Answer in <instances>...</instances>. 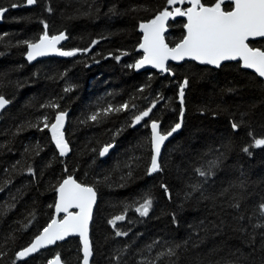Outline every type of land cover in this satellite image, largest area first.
Returning <instances> with one entry per match:
<instances>
[{"label":"trees","instance_id":"trees-1","mask_svg":"<svg viewBox=\"0 0 264 264\" xmlns=\"http://www.w3.org/2000/svg\"><path fill=\"white\" fill-rule=\"evenodd\" d=\"M231 4L222 7L229 11ZM187 6L167 0H0L7 9L0 16V95L10 103L0 116V264H46L57 254L63 264H80L78 238L26 260L16 255L51 221L56 189L68 176L97 194L92 264H264L258 210L264 146H253L264 138L263 81L238 62L215 69L185 61L170 64L166 74L129 67L142 56L140 23L166 7ZM184 24L182 18L169 22L170 47L183 38ZM45 30L65 34V51H88L28 62L23 42H36ZM249 44L264 50V38ZM52 103L58 108L47 107ZM125 103L128 109L115 111ZM109 105L113 110L104 113ZM150 107L149 117L134 125V116ZM58 111L66 113L70 151L64 156L43 127V118L52 123ZM97 112V121L90 120ZM180 118V130L163 148L162 170L149 174V124L155 120L167 133ZM233 122L240 127L233 129ZM107 144L113 148L101 158ZM211 161L217 162L212 174L200 177L197 169L207 170ZM149 197L152 208L140 216L135 208ZM119 215L125 219L113 227L109 221ZM176 245L175 256L157 259Z\"/></svg>","mask_w":264,"mask_h":264},{"label":"snow or ice","instance_id":"snow-or-ice-1","mask_svg":"<svg viewBox=\"0 0 264 264\" xmlns=\"http://www.w3.org/2000/svg\"><path fill=\"white\" fill-rule=\"evenodd\" d=\"M28 5H32L36 0H26ZM185 0H167L168 5L176 3L183 4ZM228 3L234 4V7L230 11H225L222 5L226 3V0H215L211 5L202 3V0H188L191 7H187L182 10L180 7L174 8L173 11H169L166 7L163 11H160L153 19L147 22H142L139 28L143 31V41L139 44V48L143 50L142 58L138 59L134 67L140 69L145 65H152L162 71H169L166 66V62L171 60H183L186 57L194 60H198L201 63L215 65L220 67L221 62L240 60L243 62V67L254 69L259 76L264 77V50L261 48L251 47L249 44L250 38L264 37V0H227ZM11 7H17L16 4H12ZM7 9L0 8V16L6 12ZM50 11V9H49ZM176 16H186L187 23L184 24L186 29V35L176 43L174 47H169L165 43L164 35L165 23L170 18ZM45 29L47 25L45 24ZM65 34L49 36L47 30L44 34L39 36L36 42L24 41L27 46V59L29 61L35 60L37 57L45 56L50 53H58L61 56H74L79 51L87 52L88 49H75L72 51H62L57 48V44L64 40ZM97 43L96 41L92 42ZM126 55V53H124ZM120 59L119 56L116 57ZM188 85V80L185 79L180 85L179 99L183 106L185 87ZM69 91V89H65ZM9 103L4 96L0 95V109H4ZM47 107L58 108L57 104H49ZM127 103L121 105L115 111L121 109H128ZM134 107V106H133ZM155 107V104H153ZM111 105L104 109V113L112 111ZM152 112V107L140 114L135 115L133 124L141 122L144 118L149 117ZM100 113L92 114L89 119L97 121ZM184 110L181 107L180 116L183 118ZM66 113L64 111H58L55 115V121L49 123L47 116L43 118V127L48 128L51 131V138L55 143L56 148L59 150L61 156L66 155L69 151V144L65 139L63 131L65 123ZM181 123H176L166 134H162L159 131L158 122L153 120L151 122V145L153 154L151 156V164L148 168V173H154L161 171V165L159 163V155L161 152V146L164 142L171 137L174 133L181 128ZM240 125L236 122L232 123L233 129H238ZM255 147L264 146V138L255 139ZM112 144H107L99 152V155L103 157ZM245 152L249 149L245 148ZM216 161L209 162L207 170L197 169L200 177H207L211 175V170L216 166ZM29 173H33L31 167L28 168ZM165 191H167L166 186ZM192 191H198L200 189L199 184L191 186ZM58 192V199L55 204L57 213L63 212L65 215L62 219L57 220L53 218L42 232L35 236L32 243L25 247L22 251L17 252V257H26L29 254L36 253L39 249L46 247L47 245L54 244L58 240H63L66 236L72 233H78L83 242V264H89V258L92 256L91 244L88 239V224L92 215V207L96 202V191L93 187L84 183L77 182L72 176H68L59 184L56 189ZM152 199L146 198L139 207L135 208V211L140 216H147L152 208ZM75 207L79 211H69L70 208ZM239 207V205H235ZM258 210L261 216H264V202L260 203ZM125 217L119 215L110 220L109 223L115 227L116 221H122ZM261 227L262 225H256ZM117 236L127 235L126 232H116ZM151 247V246H150ZM169 247L166 252H160L157 255V259L168 256L172 257L176 255V248ZM48 264H60L59 254L52 260H49ZM146 264H154L152 261H147Z\"/></svg>","mask_w":264,"mask_h":264},{"label":"water","instance_id":"water-1","mask_svg":"<svg viewBox=\"0 0 264 264\" xmlns=\"http://www.w3.org/2000/svg\"><path fill=\"white\" fill-rule=\"evenodd\" d=\"M227 1V0H226ZM185 2L188 4V6L187 7H191V4H189L188 3V0H185ZM231 5H233V7H234V4H231ZM232 7V8H233ZM174 10V8L172 9V10H169V11H173ZM230 11V10H229ZM176 18H182L184 21H185V24L187 23V17L186 16H176V15H173V17H170L167 21H166V23H165V32L163 33V35H164V40H165V35L167 34V32H168V25H169V22L171 21V20H173V19H176ZM147 22V21H146ZM139 31H140V33H141V41H140V43L143 41V31L139 28ZM184 35H186V29L184 28ZM60 34V33H59ZM59 34H56V35H59ZM66 37V36H65ZM261 38H264V37H255V38H250L249 39V41L248 42H250V41H253V40H257V39H261ZM66 41V38L64 39V40H62V41H60L58 44H57V48H59L60 50H62V51H65V50H63L62 48H61V46H62V44H64V42ZM35 42V41H34ZM165 43H166V41H165ZM179 43V42H178ZM175 46V45H174ZM173 46V47H174ZM139 47V46H138ZM170 47V46H169ZM140 49V48H139ZM27 51H28V49L26 50V54H27ZM140 51H141V53H142V56H143V50L142 49H140ZM25 54V59L28 61V62H30V63H33V62H35V61H37V60H41V59H45V58H50V57H55V58H64L65 56H61V55H59L58 53H50V54H48V55H45V56H41V57H37L35 60H33V61H29L28 59H27V55ZM142 56L140 57V58H142ZM139 58V59H140ZM185 61H192V62H195V63H197L198 65H202V67L203 66H209V67H212V68H218V67H216L215 65H211V64H205V63H201L200 61H198V60H194V59H191V58H185V59H183V60H171V59H169L167 62H166V66H167V68H168V66L170 65V64H173V65H178V64H181V63H183V62H185ZM227 62H238L239 64H240V67H241V69H244V70H247V71H250V72H252V73H254L256 76H258L260 79H261V81H263V83H264V77H261V76H259V74L258 73H256V71L254 70V69H249V68H245V67H243L242 65H243V62L242 61H240V60H231V61H223V62H221V65L222 64H224V63H227ZM135 64V63H134ZM220 65V66H221ZM135 69V71L136 72H141V71H145V70H153V71H155V72H158V73H161V74H166V73H168V72H170V71H162L161 69H158V68H156V67H154V66H152V65H145V66H143L142 68H140V69H136V68H134ZM169 69V68H168ZM10 105V103H8L6 106H5V108L4 109H0V116H1V114H2V112L8 107ZM181 118H180V121H179V123H181ZM158 125H159V123H158ZM149 130H150V142H151V123L149 124ZM180 130V129H179ZM179 130H177V132L179 131ZM159 131H160V125H159ZM161 132V131H160ZM176 132V133H177ZM176 133H174L171 137H169L165 142H164V144L161 146V152H160V155H159V158H158V160H160V157H161V154H162V151H163V148H164V146L173 138V136L176 134ZM162 134H166V133H162ZM113 148V147H112ZM112 148H110L109 149V151L112 149ZM103 149V148H102ZM151 149H152V145H151ZM108 151V152H109ZM152 151V154H153V150H151ZM108 152L103 156V157H101V158H104L107 154H108ZM62 183V182H61ZM59 187V186H58ZM57 199H58V192H56V198H55V202H54V207H53V217H52V219L53 218H56L57 220H60V219H62L63 218V216L65 215V213H63V212H60V213H57L56 212V209H55V204H56V201H57ZM96 202H97V195H96ZM96 202H95V204L93 205V207H92V215H91V219H90V221H89V224H88V239H89V241H90V244H91V239H90V226H91V222H92V217H93V212H94V209H95V205H96ZM69 211H73V212H75V211H79V209H77V208H75L74 206L72 207V208H70L69 209ZM51 219V220H52ZM51 222V221H50ZM49 222V223H50ZM48 225V224H47ZM46 225V226H47ZM45 226V227H46ZM43 230V229H42ZM42 231H40V233H41ZM39 233V234H40ZM38 234V235H39ZM69 238H78V240H79V242H80V253H81V262H80V264H83V242H82V240H81V238H80V236H79V234L78 233H72V234H69L68 236H66L63 240H58V241H56L54 244H51V245H47L46 247H44V248H42V249H39L36 253H38V252H40L41 250H44V249H47V248H50V247H54L55 246V244H57V243H60V242H64V241H66L67 239H69ZM35 239V238H34ZM33 239V240H34ZM32 240V241H33ZM32 241L30 242V244L32 243ZM29 244V245H30ZM29 245H27L26 247H28ZM24 249V248H23ZM23 249H21L20 251H22ZM91 250H92V244H91ZM36 253H32V254H29L28 256H26V257H22V258H19L20 260H26V259H28V258H30L31 256H33L34 254H36ZM92 257H93V252H92V256L89 258V264H92ZM18 258V257H17ZM55 258V257H54ZM53 258V259H54ZM52 260V259H51ZM49 262V261H48ZM48 262L46 263V264H48ZM60 264H63L62 263V261H61V258H60Z\"/></svg>","mask_w":264,"mask_h":264},{"label":"rangeland","instance_id":"rangeland-1","mask_svg":"<svg viewBox=\"0 0 264 264\" xmlns=\"http://www.w3.org/2000/svg\"><path fill=\"white\" fill-rule=\"evenodd\" d=\"M180 5V3H177V6H179ZM174 8H176V7H174Z\"/></svg>","mask_w":264,"mask_h":264}]
</instances>
